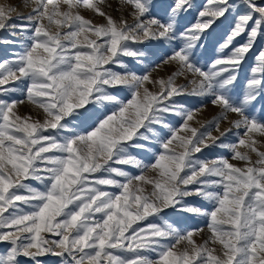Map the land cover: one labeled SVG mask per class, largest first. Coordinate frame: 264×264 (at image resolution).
Instances as JSON below:
<instances>
[{
	"label": "snow or ice",
	"instance_id": "snow-or-ice-1",
	"mask_svg": "<svg viewBox=\"0 0 264 264\" xmlns=\"http://www.w3.org/2000/svg\"><path fill=\"white\" fill-rule=\"evenodd\" d=\"M24 2L26 15L0 8V45L19 49L0 59V264H264V47L237 87L264 41V2L205 0L187 26L194 0H121L131 23L104 0ZM161 64L175 65L166 79L153 75ZM188 97L210 99L219 115L191 127ZM25 100L38 118L18 113ZM233 129L243 130L236 143ZM214 149L231 156L202 158ZM169 213L206 218L208 237L197 243L203 229L182 231Z\"/></svg>",
	"mask_w": 264,
	"mask_h": 264
},
{
	"label": "rangeland",
	"instance_id": "rangeland-1",
	"mask_svg": "<svg viewBox=\"0 0 264 264\" xmlns=\"http://www.w3.org/2000/svg\"><path fill=\"white\" fill-rule=\"evenodd\" d=\"M159 2V0H158ZM164 2H171V0H164ZM258 3L264 2V0H257ZM194 3L196 5L195 9L187 13L185 16L182 17L181 19V24L182 25H190L195 23L197 12L205 6V0H194ZM102 10L113 16L115 19H119L121 16H123L125 19L128 20L129 23L132 22V17L130 15L131 12V7L126 4H122L121 0H104L103 4L100 5ZM0 8H4L5 11L7 12L8 9L10 8H15V12H13V16L16 15V13H23L27 14L31 10V6H25L24 0H0ZM82 15H84L86 18L91 19L94 23L100 24V23H105V20L95 13H93L90 10H81ZM231 24V18L229 20L224 21L220 23L218 26L215 27V31L213 33V38L209 41L206 50L204 51L202 58H201V64L205 65L211 62L212 59L216 58L218 52H217V42L222 41L223 38L225 37L226 33L229 30V26ZM0 37L7 38V33L0 32ZM244 40L243 37L237 38L236 43H242ZM261 47H264V41H260L257 45L256 48L252 50L248 54L247 60L245 64L243 65L241 76H240V82L238 84V88H240L245 79L247 78L249 74V68L253 64V58L256 55V53L259 51ZM19 49H13L10 46H5V45H0V59L7 58V54L10 51H18ZM168 53L170 54V50H168ZM161 56L163 55V50H160ZM157 63H160L159 60ZM139 71V66L135 69ZM175 71V65H163L157 69L156 72L153 73V75L156 78H167L169 75L172 74V72ZM190 79V78H189ZM177 83L181 85H186L187 87H191V84L189 83V80H186L184 77H178L177 78ZM151 87V86H150ZM153 91H156V89H152ZM120 96L122 99H129L130 95L129 93L125 90L120 93ZM13 98L22 100L25 99L22 95L17 94ZM186 104L188 107L192 109H197L198 111L194 112V119L189 122L191 127H196L200 128L201 124H205L208 121L212 120L214 117L218 116L220 113V110L213 106L211 104L210 99H204V98H194V97H188L186 98ZM18 113L22 116L24 115H33L34 118L37 117V109H35L30 103H28L25 100L24 104H21L18 106ZM235 117L231 114H229L228 120L234 119ZM228 120L222 121L221 122V129H224L229 126ZM171 125L173 127H179V125L182 123L180 117H171L170 121ZM91 130V129H88ZM165 136L168 134L167 130H164L163 133ZM213 135H218L217 132L212 130ZM243 137V130H235L233 129V132L229 135V140L227 142L231 143H236L238 138ZM258 140L262 139L259 136L256 137ZM257 147L261 150L264 151V144H257ZM158 150V148L154 149L153 151ZM240 151H246L244 147H241L239 149ZM228 156L230 158L231 153L228 152L227 150H222V149H214V150H205L204 155L202 158H213L215 156ZM252 159L255 160L257 157L255 154H251ZM146 163L152 162V154H142V157ZM232 163L236 164L239 167H244L245 163L243 161H232ZM128 171L131 172L133 175H138L139 171L134 168H128ZM146 175H154L151 172H147ZM33 185L35 186V182H32ZM110 191H118L116 189H109ZM170 222L176 224L182 231L183 230H188V229H193V228H201L203 229L202 233H197L196 236L194 237L196 239L197 243H202L204 239H206L209 235L208 229H207V220L206 218H201V217H191V218H184L179 215H175L172 213H169V215L166 217ZM151 219V218H150ZM178 247H182L178 246ZM219 248V246H216ZM8 248V245L6 243H0V253L4 252ZM153 258H155L154 254Z\"/></svg>",
	"mask_w": 264,
	"mask_h": 264
}]
</instances>
